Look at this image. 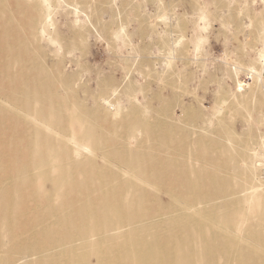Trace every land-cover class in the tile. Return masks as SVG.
Listing matches in <instances>:
<instances>
[{"label":"bare ground","instance_id":"obj_1","mask_svg":"<svg viewBox=\"0 0 264 264\" xmlns=\"http://www.w3.org/2000/svg\"><path fill=\"white\" fill-rule=\"evenodd\" d=\"M52 10L0 0V264H264V218L249 215H264V139L61 96L70 80L30 45L54 40Z\"/></svg>","mask_w":264,"mask_h":264},{"label":"rangeland","instance_id":"obj_2","mask_svg":"<svg viewBox=\"0 0 264 264\" xmlns=\"http://www.w3.org/2000/svg\"><path fill=\"white\" fill-rule=\"evenodd\" d=\"M51 15L54 40L39 32L30 45L70 80L61 96L88 108L102 96L152 123L160 111L243 147L264 139V0H53Z\"/></svg>","mask_w":264,"mask_h":264},{"label":"built area","instance_id":"obj_3","mask_svg":"<svg viewBox=\"0 0 264 264\" xmlns=\"http://www.w3.org/2000/svg\"><path fill=\"white\" fill-rule=\"evenodd\" d=\"M260 176H261V179H262V181L264 183V166L261 167V174H260Z\"/></svg>","mask_w":264,"mask_h":264}]
</instances>
